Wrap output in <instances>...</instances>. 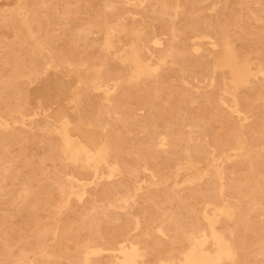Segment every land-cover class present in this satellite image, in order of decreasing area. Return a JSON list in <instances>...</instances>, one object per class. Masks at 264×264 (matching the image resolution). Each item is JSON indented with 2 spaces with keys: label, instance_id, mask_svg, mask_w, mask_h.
<instances>
[{
  "label": "rangeland",
  "instance_id": "1",
  "mask_svg": "<svg viewBox=\"0 0 264 264\" xmlns=\"http://www.w3.org/2000/svg\"><path fill=\"white\" fill-rule=\"evenodd\" d=\"M15 1L0 0V115L9 122L0 125V264H84L90 246L106 248L91 264H120L128 231L148 245L136 264L174 255L171 264H264V85L235 81L256 69L246 55L264 63V0ZM172 28L173 58L163 64L140 52L147 34L166 38ZM223 38L236 50L222 49ZM48 82L55 113L67 106L55 122L41 109ZM115 84L109 103L102 88ZM20 112L23 124H13ZM68 132L87 169L108 133L118 169L102 165L103 177L88 183L92 172L64 152ZM164 132L170 139L160 146ZM222 198L232 217L216 211ZM200 229L209 234L183 254Z\"/></svg>",
  "mask_w": 264,
  "mask_h": 264
},
{
  "label": "bare ground",
  "instance_id": "2",
  "mask_svg": "<svg viewBox=\"0 0 264 264\" xmlns=\"http://www.w3.org/2000/svg\"><path fill=\"white\" fill-rule=\"evenodd\" d=\"M12 1H14L16 3L15 0H12ZM140 1L143 4H150L152 2V0H140ZM18 4H20V2ZM164 6L166 7L165 4H164ZM140 33L141 32H139V34ZM162 33L164 35H167L168 39H167V37L166 38L160 37L156 33H152L150 35L147 34V36L138 45L140 48V52L145 49L148 52L150 58H153V57L159 58L161 60V62L164 64L165 60L167 58H173L175 56L173 47L171 45H166V42L168 40L174 41L177 38V36H176L177 33L175 32V29H173V28L171 29L170 32H162ZM169 34H170V37H169ZM200 36H202V38L207 37L210 39V41L214 40L212 38V36L208 33L200 34ZM138 37H139V35H138ZM220 43H222V49L228 48L232 51L236 50V47H235L233 41H231L229 38H223ZM212 45L214 47H217L219 45V42H216V43L213 42ZM149 46H153L154 48H157L158 52L150 50ZM194 49L198 50L199 47L195 46ZM237 55H238V53H237ZM140 56H141V59L143 61V65H144L145 69H147L149 67L151 68L149 63L145 62L146 58H144V56H142L141 53H140ZM238 56L240 57V55H238ZM244 59L247 60L248 62L254 63L256 65V69L248 71V72L242 71V73H239V75L235 78V81H239L240 82L239 85H247V84H250L252 82V80L253 81L256 80L257 87L263 86L264 85V63H263V61L259 57H256V56L251 57L248 55H246V57ZM70 65H72V64H69V66ZM48 66H50V64H48ZM157 67H159V65H156L155 68H157ZM31 73L33 74V72H31ZM37 73L34 72L35 77H38ZM209 81H210L211 85L215 83V80L213 78H211ZM116 82H120V79L116 80ZM117 87H118V85L115 84L112 86L105 85L102 88V90L105 92V100L107 102H109V103L112 102L111 93H112V91L116 90ZM41 88H43V92L46 93V95L45 94L43 95L42 102H41V104H42L41 109H42L43 117L47 122L48 121L49 122L50 121L55 122L56 120H58L57 117H59L60 113L62 115H63V113L64 114L67 113V106H66V104H63V106H62L63 112L60 111V112H58L59 114H56L55 109H56L57 105L53 101L52 95L57 91V88L51 89V91H50L49 82L45 83ZM67 91H69V89ZM49 94H51V95H49ZM233 98H234V100H236V102L234 104H232V108H233L234 112H236L239 115H244V120L247 119L248 118L247 112L241 107L240 101L238 100V98H236L235 95ZM5 116L0 115V125H2L3 127H6L9 125V122ZM24 117H25V113H22V112L18 113V117L14 118L13 124H20V125L23 124ZM62 117H65V115H63ZM104 128H105V130H107V125H105ZM157 138L159 139V145L160 146L168 145L170 138H169V135L167 133L164 132L160 135H157ZM74 140H75L74 135H72L70 132L66 133L63 136L64 152L67 155L69 161L74 163L75 165H77L81 170L86 171V172H89V171L92 172V176L88 180V183H93V182H95L96 179L103 177L102 173L100 172V168L102 165H106L112 171H115L118 169L119 164L115 160L111 159V153H110L111 143H110V135L108 133H105L103 135L102 141L100 142V144L98 146H96L94 148V151L92 152L91 156L93 158H91L90 161L87 163L89 165V167L91 166V169H87V167H86L87 165L85 166V165L80 163V159L78 156L81 154V152H80L79 148L74 144ZM224 156H228V155L224 154ZM215 174H216L218 179H222V169L220 167H216ZM70 177H73V178H76L77 180H80V178H78V176L73 175L72 173L69 176V178ZM90 185H92V184H90ZM222 193H223V187L220 189L221 197L223 196ZM85 194H86V190H84L82 192V194L76 193V195L80 199ZM121 200L125 205L129 203V199L127 197L122 198ZM223 202L224 203L220 206L215 205L216 211L218 212V210H220V209H226L231 214V217H232V215L234 214V212H233L234 207L232 205H230L229 203H227L226 199H223ZM212 203L213 202H208L207 205L212 204ZM214 219L218 220L220 218H219V216H215ZM160 222H161L160 219H155L153 221V223H157V225H156L157 232H159L163 235H166L168 229L165 226L162 227L161 224H158ZM139 228H140V221H139V219H136L135 223H134L133 230L137 231ZM218 230L220 231L219 233L222 235L223 240L229 245L230 253L233 256L235 251H234V246H233L232 242L226 237V233H225L224 229L219 227ZM209 231H210V229H200L197 231L189 232L188 240L190 241L191 245H190V247H188L186 249L185 252H183V251H181V252H183V254H186V255L191 254L195 248L194 243L197 240V238H199L200 236H202L205 233L209 234ZM130 234H131L130 231L123 233L124 239L119 242L120 243L119 247L116 249V251L123 254L122 259L120 260V264H136L139 261H142L148 255V252H147L148 245H142L141 241H139L137 239L135 240V239L130 238ZM140 234L148 235L149 232L143 231ZM210 240H212V239H210ZM212 242L214 243L213 240H212ZM105 249L106 248H104L102 246H90V247H88L86 249V252L84 255V264H91V261H90L91 257L94 255H98L99 253L103 252ZM112 250H114V249H112ZM178 256L179 255H174L170 259H167V260L160 259V264H171L172 260Z\"/></svg>",
  "mask_w": 264,
  "mask_h": 264
}]
</instances>
